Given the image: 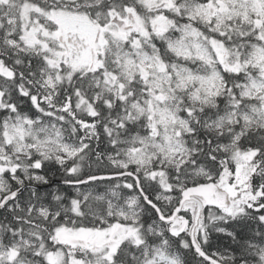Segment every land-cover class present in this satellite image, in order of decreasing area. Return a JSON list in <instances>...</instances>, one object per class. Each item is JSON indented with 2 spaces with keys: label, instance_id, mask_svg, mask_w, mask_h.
Segmentation results:
<instances>
[{
  "label": "snow or ice",
  "instance_id": "1",
  "mask_svg": "<svg viewBox=\"0 0 264 264\" xmlns=\"http://www.w3.org/2000/svg\"><path fill=\"white\" fill-rule=\"evenodd\" d=\"M0 264H264V0H0Z\"/></svg>",
  "mask_w": 264,
  "mask_h": 264
}]
</instances>
